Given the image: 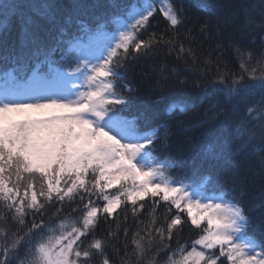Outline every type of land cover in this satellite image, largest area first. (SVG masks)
Returning <instances> with one entry per match:
<instances>
[{"label": "snow or ice", "instance_id": "snow-or-ice-1", "mask_svg": "<svg viewBox=\"0 0 264 264\" xmlns=\"http://www.w3.org/2000/svg\"><path fill=\"white\" fill-rule=\"evenodd\" d=\"M0 264H264V0H0Z\"/></svg>", "mask_w": 264, "mask_h": 264}, {"label": "trees", "instance_id": "trees-1", "mask_svg": "<svg viewBox=\"0 0 264 264\" xmlns=\"http://www.w3.org/2000/svg\"><path fill=\"white\" fill-rule=\"evenodd\" d=\"M183 2H184L185 5H189V4L193 3L194 0H183ZM201 2H203V0H201ZM190 12H191V14L195 15V14H197V9H196L195 7H192V8H190ZM154 23H155V21H154ZM160 26H161V28H162V27H163V23H161ZM165 51H166V50H165ZM224 56H225V58H226L227 60L231 61L230 66H236V65L238 64V62L236 61V58H235V54L232 53L231 51H226V52L224 53ZM157 59H158V62H159V63H165V62H167L170 66H176V64H177V62H176L174 56L168 57V58H167V61H165V60L162 59L161 57H158ZM179 64H180L181 67H185L184 64H183V61H180ZM182 135H185V136H195L196 133H194V132H185V133H183ZM129 219L131 220V217H129ZM101 227H102V228H106L107 225H103V224H102ZM113 227H114V225H113ZM183 236H184L185 238H188V237H189V232H188L187 229H185V231H184V233H183ZM181 242L183 243V240H182Z\"/></svg>", "mask_w": 264, "mask_h": 264}]
</instances>
